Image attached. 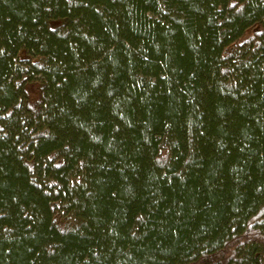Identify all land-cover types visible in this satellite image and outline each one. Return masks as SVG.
<instances>
[{
	"label": "trees",
	"instance_id": "16d2710c",
	"mask_svg": "<svg viewBox=\"0 0 264 264\" xmlns=\"http://www.w3.org/2000/svg\"><path fill=\"white\" fill-rule=\"evenodd\" d=\"M0 264H264V0H0Z\"/></svg>",
	"mask_w": 264,
	"mask_h": 264
},
{
	"label": "rangeland",
	"instance_id": "374dc122",
	"mask_svg": "<svg viewBox=\"0 0 264 264\" xmlns=\"http://www.w3.org/2000/svg\"><path fill=\"white\" fill-rule=\"evenodd\" d=\"M54 25H57V23L52 24V26H54ZM39 89H40V87L35 83H32L31 85H27L26 90H27V94L29 96V99H31L32 101L35 100L38 96Z\"/></svg>",
	"mask_w": 264,
	"mask_h": 264
}]
</instances>
